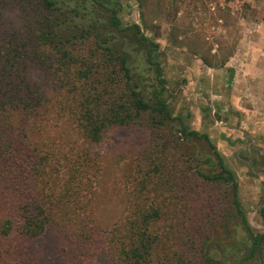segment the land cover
Wrapping results in <instances>:
<instances>
[{
	"label": "trees",
	"instance_id": "16d2710c",
	"mask_svg": "<svg viewBox=\"0 0 264 264\" xmlns=\"http://www.w3.org/2000/svg\"><path fill=\"white\" fill-rule=\"evenodd\" d=\"M118 12L116 0H0V264H51L59 256L65 264H264V203L263 230L255 231L236 174L209 136L188 128L163 97L159 43L139 24H122ZM86 44L88 52L77 51ZM134 56L153 72L151 83L133 67ZM141 121L208 145L219 169L198 173L230 194L231 213L217 212L221 236L210 241L202 227L183 241L176 228L170 255H162L157 226L171 217L163 201H147L161 164L149 141L143 160L151 167L132 185L127 214L102 234L100 222L79 212L83 178L100 163L102 141L111 129ZM230 217L243 236L229 229Z\"/></svg>",
	"mask_w": 264,
	"mask_h": 264
},
{
	"label": "rangeland",
	"instance_id": "374dc122",
	"mask_svg": "<svg viewBox=\"0 0 264 264\" xmlns=\"http://www.w3.org/2000/svg\"><path fill=\"white\" fill-rule=\"evenodd\" d=\"M116 1L122 24H139L159 43L166 79L163 97L173 115H181L188 128L209 136L236 174L250 226L263 230L259 209L264 203V0ZM89 50L88 44L77 47L82 54ZM132 58L135 70L151 83L148 65L138 56ZM177 133L175 128L156 129L143 121L109 131L98 149L100 163L88 169L80 196L84 206L79 212L100 222V233L111 220L127 214L132 185L137 189L151 167L145 168L143 160L149 141L156 149L155 163L161 164L159 174L148 182L147 201L151 197L163 201V213L171 217L157 226L162 255H170L174 244L169 237L176 228L183 241L201 233L202 227H208L210 241L221 236L217 212L231 213L229 188L198 173L219 169L208 145L179 139ZM197 202L202 209L192 207ZM235 222L230 217L228 227L236 226L234 233L241 237ZM64 258L56 257L51 264H65Z\"/></svg>",
	"mask_w": 264,
	"mask_h": 264
}]
</instances>
